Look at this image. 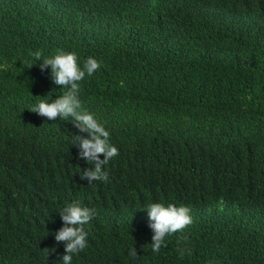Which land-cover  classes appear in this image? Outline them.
Returning a JSON list of instances; mask_svg holds the SVG:
<instances>
[{
    "label": "trees",
    "instance_id": "trees-1",
    "mask_svg": "<svg viewBox=\"0 0 264 264\" xmlns=\"http://www.w3.org/2000/svg\"><path fill=\"white\" fill-rule=\"evenodd\" d=\"M56 49L100 62L79 99L107 181L81 177L88 133L30 110L63 91L33 55ZM72 202L94 215L71 264H264V0H0V264H63ZM151 202L191 209L159 253Z\"/></svg>",
    "mask_w": 264,
    "mask_h": 264
},
{
    "label": "clouds",
    "instance_id": "clouds-1",
    "mask_svg": "<svg viewBox=\"0 0 264 264\" xmlns=\"http://www.w3.org/2000/svg\"><path fill=\"white\" fill-rule=\"evenodd\" d=\"M34 57L39 62L41 70L51 66V76L56 85L61 86L63 91L56 99L39 100L30 110L48 120H55L60 117L64 120H72L80 132L88 133V136L75 135L73 144L80 148V157L86 159L90 165L84 170L82 178H87L89 183L93 181L108 180V172L104 166L119 154L118 148L110 142V133L98 122L94 114L85 109L79 99L80 84L87 74L93 75L99 68L100 62L89 56L81 67L78 56L75 52L56 49L55 54L46 58H41L40 52H35ZM34 64H30L31 68ZM70 118V119H69ZM101 154L104 158L101 159ZM147 208L151 220V228L154 230L151 248L154 253H159L162 246H167L166 236L182 231L192 223L190 215L191 209L186 205L167 204L163 202H151ZM143 208V209H144ZM64 226L55 232V240L63 242L65 254L62 256L63 264H71L73 255L78 254L87 246V235L84 225L92 219L94 212L88 207H84L78 202H72L63 207L60 211ZM187 237H181L177 243L180 244ZM181 258L184 256V249L179 248ZM130 255L137 256V249L130 250Z\"/></svg>",
    "mask_w": 264,
    "mask_h": 264
}]
</instances>
